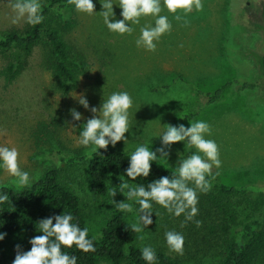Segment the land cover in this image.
I'll return each instance as SVG.
<instances>
[{
	"label": "rangeland",
	"instance_id": "obj_1",
	"mask_svg": "<svg viewBox=\"0 0 264 264\" xmlns=\"http://www.w3.org/2000/svg\"><path fill=\"white\" fill-rule=\"evenodd\" d=\"M92 2L95 8L91 15L78 12L71 5L66 16L73 26L62 29L72 58L83 59L85 63V71L81 72L75 89L66 91L57 82L44 43L36 45L29 55L18 49L0 53V71L9 63L24 64L22 73L14 80L0 74V146L15 147L21 169L30 176L29 185L21 187L0 164V186L23 189L48 168L58 167L63 180L72 185L81 200L89 232L99 236L116 209L111 200L126 202V197L118 192L112 198L109 192L101 204L85 190L81 158L89 156L95 146L79 143V133L92 113L77 99L84 94L90 108L99 109L103 100L113 93L127 92L133 100L129 109V132L125 134L127 142H117L115 147L130 154L138 146L156 151L163 147L160 137L166 125L183 124L187 128L191 123L203 121L211 127V135L205 138L215 141L222 162L219 169L212 168L214 179L209 178L230 186L264 189V71L260 66L264 58V0H202L203 9L194 8L185 17L189 21L187 26L183 20L175 19V15L184 17L183 12L172 14L164 7L161 15L168 17L172 29L155 42L154 52L136 45L140 29L145 25L154 26V17H141L138 25L128 22L133 33L121 35L110 31L99 14L103 11L102 0ZM112 3L115 19L122 20L119 0ZM13 15L8 0H0V36L23 32L32 26L23 20L12 24ZM50 24L57 26L55 21ZM232 80L257 83L259 87L240 92L231 86L211 105L208 97L198 92H213ZM163 87L168 88L161 90ZM73 108L84 119L74 121L70 115ZM40 123L47 125L43 133L38 131ZM36 133L44 138L46 133H53V138L39 145ZM186 143L166 148L167 160L154 163L162 169L177 171L180 159L197 153L195 147H185ZM68 157L80 162L70 165ZM120 177L133 187L143 184L139 177L132 181L126 173L119 172L112 176L110 189L121 183ZM253 199L259 202V210L253 217L259 218L264 215V194L253 195ZM127 202L133 204L134 210L125 213L137 223L139 205ZM152 203L153 223L139 233V246L154 247L174 260L189 264H215L220 244H213V237L203 225L197 227L192 221L185 224L183 214L177 217ZM247 214H252L251 210L242 208V218ZM167 231L183 235L182 255L169 250Z\"/></svg>",
	"mask_w": 264,
	"mask_h": 264
},
{
	"label": "trees",
	"instance_id": "obj_2",
	"mask_svg": "<svg viewBox=\"0 0 264 264\" xmlns=\"http://www.w3.org/2000/svg\"><path fill=\"white\" fill-rule=\"evenodd\" d=\"M40 3L44 17L42 23L23 32L14 31L0 36V53L18 49L29 55L36 45L46 44L49 66L55 79L66 91H70L78 86L79 76L85 71L84 60L72 58L70 47L62 37V29L73 26V22L66 16L71 4L68 0H40ZM51 21H55L57 26L50 24ZM260 66L264 70V58L260 60ZM23 69L24 64L9 63L0 74L7 80H14ZM178 79L183 80L181 77ZM231 86H236L242 92L254 90L259 84L232 80L213 92H198L208 97V105H211L217 103ZM46 128V123H40L39 133H43ZM36 138L39 145L46 144L52 140L53 133H46L45 138L36 133ZM131 155L111 144L106 151L95 147L89 156L81 158L84 161L82 178L85 190L103 204L109 196L112 176L119 172L126 173ZM67 162L75 165L80 160L68 157ZM175 175H178L177 171L162 169L152 162L150 175L139 178L144 185H148L161 177L171 178ZM207 179L211 180L212 186L206 193L197 190L198 215L194 220L202 222L205 230L213 237V244H220L215 264H264V215L253 217L259 210V202L253 199V195L264 194V189L230 186L214 182L209 177ZM189 186L195 187L192 182H189ZM2 194H7L9 201L0 204V233H6L0 241V264H13L17 245L23 252L31 249L29 241L42 235L38 226L42 219L62 213L71 214L74 217L73 223L81 229L87 227L80 198L72 185L63 180L61 170L56 166L48 168L26 188L0 186ZM242 208L251 210L252 214L242 218ZM132 224L125 212L115 209L99 236L95 237L90 232L88 234V238L93 240L94 252L84 253L75 246L70 249L62 247V251L75 256L77 264H100L102 261L111 264H147L141 254L143 247L137 243L139 233L131 231ZM192 224L196 225L193 221ZM151 248L157 256L155 264H189Z\"/></svg>",
	"mask_w": 264,
	"mask_h": 264
},
{
	"label": "clouds",
	"instance_id": "obj_3",
	"mask_svg": "<svg viewBox=\"0 0 264 264\" xmlns=\"http://www.w3.org/2000/svg\"><path fill=\"white\" fill-rule=\"evenodd\" d=\"M8 3L14 13L11 17L12 24H17L21 20L32 26L42 23L44 17L41 13L40 0H8ZM68 3L74 5L78 12L94 14L95 5L92 0H68ZM101 5L103 11L99 14L103 16L105 25L110 31L121 35L133 33L134 29L128 22L138 25L141 17H154L155 25L142 27L141 35L136 40L137 47H144L153 52L156 50L155 42L172 29L168 17L161 15L164 7L172 14L183 12L184 17L175 15V19L183 20L185 26L189 24L185 18L188 13H191L194 8L196 11L203 9L202 0H119L123 19L116 20L112 0H102ZM77 100L84 109L92 113V118L87 119L83 124V130L79 133L80 144L94 145L97 149L106 151L109 144L115 147L117 142L122 140L124 143L127 142L125 134L129 132V109L133 106V100L127 92L113 93L107 100H103L99 109L90 108L84 94H81ZM70 115L76 122L84 119L75 108L70 109ZM190 125L187 128L183 124L166 125V131L160 137L163 147L151 151L147 146H138L131 155L129 167L125 170L126 176L132 181H135L137 177L147 178L151 172L152 162L159 159L167 160L169 152L165 150L166 148L186 141L185 147H195L197 153L203 155L194 153L186 159H180L177 163L178 175L171 178L161 177L146 187L143 184L130 186L123 177H120L121 183L117 187L111 186L112 198L118 192L126 197V202L111 200L117 210L133 212V204L127 201H134L139 205V219L137 223L131 225L132 232L142 233L153 223L152 202L177 217L183 214L185 224L193 221L197 227L202 226L201 221L194 220L198 215L197 190L206 193L211 189L212 182L207 177L211 176L214 179L212 168L215 166L219 169L222 162L219 159V149L215 141L205 138L206 135H211L210 125L203 121ZM157 153L160 154L159 157ZM18 158L19 152L15 147L0 146V164L12 177L16 178L15 182L19 186L24 187L29 185L30 176L28 172L21 169ZM189 182L194 183L195 187H190ZM7 201H9L7 194L0 195V204ZM73 220L74 217L71 214L62 213L39 221V232L42 235H37L29 241L31 249L27 252L20 251V246L17 245L13 264H77V258L66 254L62 251V247L70 249L75 246L84 253L94 252L93 240L88 238L89 229L87 227L81 229L78 224L73 223ZM5 236L6 233H0V241ZM165 238L170 251L183 254L184 237L181 233L167 231ZM140 239L143 240V236ZM141 254L147 264H155L157 256L150 246L143 247Z\"/></svg>",
	"mask_w": 264,
	"mask_h": 264
},
{
	"label": "flooded vegetation",
	"instance_id": "obj_4",
	"mask_svg": "<svg viewBox=\"0 0 264 264\" xmlns=\"http://www.w3.org/2000/svg\"><path fill=\"white\" fill-rule=\"evenodd\" d=\"M264 71V70H263Z\"/></svg>",
	"mask_w": 264,
	"mask_h": 264
}]
</instances>
